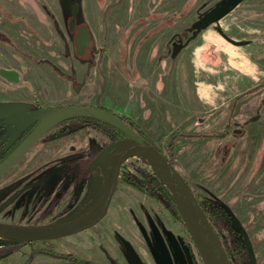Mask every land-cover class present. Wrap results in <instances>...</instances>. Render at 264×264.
I'll list each match as a JSON object with an SVG mask.
<instances>
[{
  "label": "rangeland",
  "instance_id": "obj_1",
  "mask_svg": "<svg viewBox=\"0 0 264 264\" xmlns=\"http://www.w3.org/2000/svg\"><path fill=\"white\" fill-rule=\"evenodd\" d=\"M222 1L0 0V67L25 68L23 86L0 87V150L62 106L128 116L195 192L227 208L264 264V0L218 14ZM81 26L91 36L82 54ZM230 126L242 131L224 135ZM70 127L51 130L0 179L1 223H61L98 204L107 173L92 171L91 159L111 139L95 128L68 136ZM156 175L134 154L97 225L31 244L0 236V264H32L38 254L36 264H203L185 224L174 235L162 221L174 220L168 211L128 180Z\"/></svg>",
  "mask_w": 264,
  "mask_h": 264
},
{
  "label": "water",
  "instance_id": "obj_2",
  "mask_svg": "<svg viewBox=\"0 0 264 264\" xmlns=\"http://www.w3.org/2000/svg\"><path fill=\"white\" fill-rule=\"evenodd\" d=\"M239 1L225 0L218 8V11L227 12ZM78 11L79 6L76 4L72 9L73 16L76 17ZM71 25L74 26L75 22L72 21ZM226 38L233 44H244L243 41H237L230 37ZM90 40L88 29L83 28L76 38L78 53H84ZM0 75L9 81L21 84L22 77L16 70L1 69ZM77 116H90L101 119L127 135V138L115 148L112 150L105 149L96 157L97 163L107 173L105 187L98 204L84 215L61 223L25 225L0 222V234L43 241L74 235L92 228L106 216L111 207L114 194L119 185L123 163L134 154L142 153L148 158L162 182L169 189L203 264H229V259L221 240L201 207L190 183L154 142L145 138L128 125L121 116L109 110L90 105L62 106L49 110L47 115L32 129L19 146L0 164V179L14 168L54 127ZM258 118L259 116L256 115L251 121H256ZM200 121L202 122L203 119L200 118ZM39 183L40 181H38L36 186Z\"/></svg>",
  "mask_w": 264,
  "mask_h": 264
},
{
  "label": "trees",
  "instance_id": "obj_3",
  "mask_svg": "<svg viewBox=\"0 0 264 264\" xmlns=\"http://www.w3.org/2000/svg\"><path fill=\"white\" fill-rule=\"evenodd\" d=\"M243 0H240L242 2ZM239 2V3H240ZM237 3V4H239ZM235 4L232 9L237 5ZM106 109V108H105ZM121 118L132 128H134L136 131H138L141 135H143L145 138L149 139L147 135L142 131L140 126L130 117L122 115ZM66 123H71L72 127L70 131H68V135L76 132H83L86 130H90L92 128H95L99 132H102L106 136H108L111 139V142L108 143L109 150H112L115 148L118 144H120L123 140L127 138V135L121 131L120 129L116 128L115 126L101 120L95 117L90 116H77L70 120H68ZM64 123V124H66ZM31 128H28L23 132L21 135V139H17L14 141V144L6 146L3 151L0 150V164L8 157L12 151L15 149V147L27 136V134L30 132ZM176 136V133L174 134ZM197 136V135H196ZM198 136L204 137L206 135L199 134ZM18 140L20 141L19 143ZM150 140V139H149ZM151 141V140H150ZM106 149L103 148L102 150H99V153L104 151ZM168 149L171 153L174 151V143L168 144ZM170 158V157H169ZM95 159V158H94ZM170 161L173 163L172 158H170ZM94 165L91 167L93 169L92 171H96V169L100 168V171L102 173H105L103 167L96 162V159L93 161ZM176 165L175 163H173ZM89 168H86L83 173L84 176H87L90 172ZM106 174V173H105ZM129 182L131 185L139 188L144 189L147 193L150 194V196L157 201V203L160 206H163L168 213L171 215V217L176 222H183V218L181 216V213L175 203V201L172 198V195L167 188V186L162 182V180L156 175L153 178L148 179V181H140L135 178H132L129 176ZM196 197L203 208L204 212L206 213L207 217L209 218L212 226L214 227L216 234L220 238L223 247L225 249V252L229 259V264H255L254 263V256L252 253L251 248L246 244L243 235L239 230H237L233 225V217L231 213L227 210V208L222 205L221 203L215 201L212 198H208L206 196H203L197 192H195ZM221 233L224 235L222 236ZM14 242V243H18ZM34 241L28 240L26 243H33ZM36 253H44L48 251H42V250H36ZM59 256H64V254L60 253ZM85 264H94L92 262H85Z\"/></svg>",
  "mask_w": 264,
  "mask_h": 264
},
{
  "label": "flooded vegetation",
  "instance_id": "obj_4",
  "mask_svg": "<svg viewBox=\"0 0 264 264\" xmlns=\"http://www.w3.org/2000/svg\"><path fill=\"white\" fill-rule=\"evenodd\" d=\"M224 1H225V0H224ZM224 1H222V2H221V3H220V4L214 9V11H215L216 13H218V14H223L222 12H219V11H218V8L222 5V3H223ZM239 2H240V1H239ZM239 2H238V3H239ZM237 5H238V4H237ZM237 5H236V6H237ZM236 6H235V7H236ZM185 7H186V9L182 12V15H183V16L187 15V14L191 11V8H190L191 6H190V4L188 5V3H187V4L185 5ZM232 7H233V6H232ZM231 10H232V8H231L229 11L225 12V14H227V13L230 12ZM72 21H74V20H72ZM72 21H71V23H72ZM74 22H75V21H74ZM71 23H70V25H71ZM75 26H76V22H75V25H74V26L71 25L72 28H75ZM83 28H86V27H84V26L79 27V31H78V33H77V36L80 34V32H81V30H82ZM225 36L228 37L227 35H225ZM90 38H91V36H90ZM1 69L16 70L17 72L20 73V75H21V77H22L21 84H17V83H14V82H12V81H9V80L5 79L4 77H2V76L0 75V78H1V79H0V87L2 88V91H5V89H6V90H11V91H13V89H14L15 87H21V86L24 85L25 81H24L23 77H24V71H25V68L22 69V68H20V67L3 66V67H0V70H1ZM13 86H14V87H13ZM1 88H0V90H1ZM3 89H4V90H3ZM3 101H4V100H2V102H3ZM6 103H7V102H6ZM69 106H70V105H69ZM98 107L105 109V108L102 107V106H98ZM106 110H107V108H106ZM71 119H72V118H71ZM69 120H70V119H69ZM67 121H68V120H67ZM67 121H64V122L58 124L56 127H59V126H62V125H66V124H68V123H66ZM247 122H248V121H247ZM64 123H66V124H64ZM70 124H71V123H70ZM35 127H36V126H35ZM35 127H34V128H35ZM56 127H54V128H56ZM71 127H72V124H71ZM71 127H70V129H71ZM54 128H53V129H54ZM32 129H33V128H31L30 132L32 131ZM53 129H52V130H53ZM70 129H69L68 131H70ZM68 131H66V132H64V133H65L66 135H68V133H67ZM241 131H242L241 129H235V128H233V127L230 126V128H227L226 131H225L223 134H224V135H228V133H239V132H241ZM30 132H29V133H30ZM29 133H28V134H29ZM78 133H81V132L72 133V134H70V135H75V134H78ZM28 134H27V136H28ZM70 135H68V136H70ZM27 136H26V137H27ZM26 137H25V138H26ZM25 138H24V139H25ZM24 139H23V140H24ZM23 140H22V141H23ZM22 141H21V142H22ZM40 141H41V140H40ZM21 142H20V143H21ZM20 143H19V144H20ZM3 144H5V142H4ZM12 144H14V142H12L10 145H12ZM19 144L15 147V149L19 146ZM15 149H14V150H15ZM14 150H13V151H14ZM13 151H12V152H13ZM98 153H99V152H98ZM98 153L96 154L95 157H93V158L91 159L92 161H94V160L96 159V157L100 154V153H99V154H98ZM8 157H9V156H8ZM8 157H6V159H7ZM94 158H95V159H94ZM6 159H5V160H6ZM5 160H4V161H5ZM87 160H88V159H87ZM89 160H90V159H89ZM4 161H3V162H4ZM3 162H2V163H3ZM96 162H97V161H96ZM2 163H1V164H2ZM85 168H87V166L83 168V171L85 170ZM12 169H13V168H12ZM83 171H81V174H83ZM9 172H10V171H9ZM5 175H6V174H5ZM5 175H4V176H5ZM89 211H90V210H89ZM89 211H88V212H89ZM12 224H13V223H12ZM16 224H21V223H16ZM33 225H39V224H33ZM8 237H9V236H8ZM13 238H14V237H13ZM50 253H51V252H50Z\"/></svg>",
  "mask_w": 264,
  "mask_h": 264
},
{
  "label": "crops",
  "instance_id": "obj_5",
  "mask_svg": "<svg viewBox=\"0 0 264 264\" xmlns=\"http://www.w3.org/2000/svg\"><path fill=\"white\" fill-rule=\"evenodd\" d=\"M157 208H159L158 205H157ZM107 214H108V212H107ZM107 214H106V216H107ZM161 216H162V221L167 225V227L169 229H171V231L175 235V233H176L175 231L179 230L182 225L180 223H178V222H175L171 218L167 217L168 215H166V213L161 214ZM42 258H43V255L42 254L35 255L33 257V263L32 264H36L37 262H39L40 260H42Z\"/></svg>",
  "mask_w": 264,
  "mask_h": 264
},
{
  "label": "bare ground",
  "instance_id": "obj_6",
  "mask_svg": "<svg viewBox=\"0 0 264 264\" xmlns=\"http://www.w3.org/2000/svg\"><path fill=\"white\" fill-rule=\"evenodd\" d=\"M0 236H2V237H11V238H13V237H15V238H17V239H21V238H24V237H19V236H12V235H6V234H0Z\"/></svg>",
  "mask_w": 264,
  "mask_h": 264
}]
</instances>
